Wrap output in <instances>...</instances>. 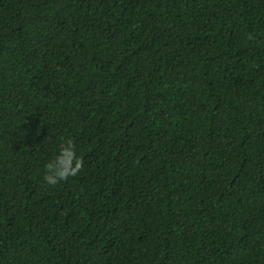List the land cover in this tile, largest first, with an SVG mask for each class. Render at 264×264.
<instances>
[{
    "label": "trees",
    "instance_id": "trees-1",
    "mask_svg": "<svg viewBox=\"0 0 264 264\" xmlns=\"http://www.w3.org/2000/svg\"><path fill=\"white\" fill-rule=\"evenodd\" d=\"M0 264H264V0H0Z\"/></svg>",
    "mask_w": 264,
    "mask_h": 264
},
{
    "label": "clouds",
    "instance_id": "clouds-1",
    "mask_svg": "<svg viewBox=\"0 0 264 264\" xmlns=\"http://www.w3.org/2000/svg\"><path fill=\"white\" fill-rule=\"evenodd\" d=\"M82 168V160L71 138H61L56 150L43 165L42 180L48 186H56L69 177H75Z\"/></svg>",
    "mask_w": 264,
    "mask_h": 264
}]
</instances>
